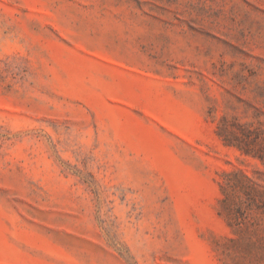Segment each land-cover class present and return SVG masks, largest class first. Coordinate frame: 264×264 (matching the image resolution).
Listing matches in <instances>:
<instances>
[{
    "label": "rangeland",
    "instance_id": "obj_1",
    "mask_svg": "<svg viewBox=\"0 0 264 264\" xmlns=\"http://www.w3.org/2000/svg\"><path fill=\"white\" fill-rule=\"evenodd\" d=\"M0 264H264V0H0Z\"/></svg>",
    "mask_w": 264,
    "mask_h": 264
}]
</instances>
